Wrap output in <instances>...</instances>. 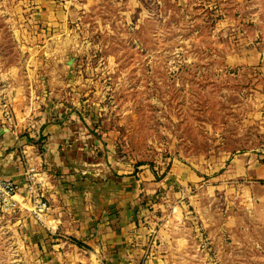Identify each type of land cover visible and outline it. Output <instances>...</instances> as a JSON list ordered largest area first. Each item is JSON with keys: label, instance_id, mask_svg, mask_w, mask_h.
<instances>
[{"label": "rangeland", "instance_id": "obj_1", "mask_svg": "<svg viewBox=\"0 0 264 264\" xmlns=\"http://www.w3.org/2000/svg\"><path fill=\"white\" fill-rule=\"evenodd\" d=\"M5 103L85 234L106 203L135 264H264V0H0ZM78 212L0 222V264H95Z\"/></svg>", "mask_w": 264, "mask_h": 264}, {"label": "crops", "instance_id": "obj_2", "mask_svg": "<svg viewBox=\"0 0 264 264\" xmlns=\"http://www.w3.org/2000/svg\"><path fill=\"white\" fill-rule=\"evenodd\" d=\"M27 107V111L25 110L19 114L16 113L15 118L18 121L19 127L17 132H19L21 127H27L28 136H32L30 131L33 126L35 129L37 126H43L41 132H44L43 134H50V136L48 135L46 145L48 146V149L51 148V150L55 152V144L56 142H59L57 137H61L63 136V133L67 132V124H64L63 122L62 126L59 125L55 127H53V124L49 123L44 125L43 117H41V121L37 123L29 117L31 108L30 106ZM34 123L37 124V126H35ZM14 134L15 132L9 129L3 119V109L0 104V176L16 180L21 178V174L24 170V162L20 161L21 155H16L15 152L17 153L18 150L23 153L25 152L27 155L31 156V159L33 160L35 151L33 150L34 145L29 143L26 136L19 137ZM9 148H11V150H9ZM37 158L38 157H36V159ZM46 170L51 177L53 171L52 167L48 166ZM63 178L64 176H56L54 182H52L53 184L50 185V189L48 190L51 210L47 217L46 226L49 231L54 233L60 227V224L61 228L64 227V224L66 223L65 213H68V210L79 211L78 213H75L77 219L81 221L79 222V226L77 224L75 229L71 226L66 229V231L75 232L76 234H79V236L81 235L82 238L85 237V243L93 246L92 248H94L96 254L92 253V256L96 255L97 257V260L95 259V264H98L99 261L101 263L105 262L106 264H135L130 259L132 252V248L129 246L132 236L130 231L131 227H127L125 220L123 219L116 222L112 218L115 209H111L108 204L103 203L102 201L105 206L102 205L99 209L101 222L93 233L90 234L87 229L85 234L84 222L88 221L85 211L91 210L92 196L95 195L86 192L78 193L65 191L64 186L66 183H61Z\"/></svg>", "mask_w": 264, "mask_h": 264}, {"label": "built area", "instance_id": "obj_3", "mask_svg": "<svg viewBox=\"0 0 264 264\" xmlns=\"http://www.w3.org/2000/svg\"><path fill=\"white\" fill-rule=\"evenodd\" d=\"M3 119L15 127L13 115L6 103L3 104ZM50 185L51 178L46 168L26 155L20 179L0 176V222L25 212L34 221L46 226L51 210Z\"/></svg>", "mask_w": 264, "mask_h": 264}, {"label": "trees", "instance_id": "obj_4", "mask_svg": "<svg viewBox=\"0 0 264 264\" xmlns=\"http://www.w3.org/2000/svg\"><path fill=\"white\" fill-rule=\"evenodd\" d=\"M73 242L76 243L78 246H82V243H80V241L73 239Z\"/></svg>", "mask_w": 264, "mask_h": 264}]
</instances>
